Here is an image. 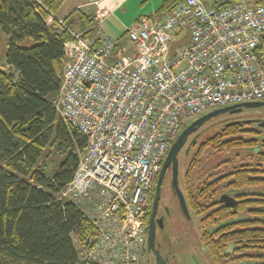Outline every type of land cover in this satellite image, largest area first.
Segmentation results:
<instances>
[{
    "label": "built area",
    "instance_id": "1",
    "mask_svg": "<svg viewBox=\"0 0 264 264\" xmlns=\"http://www.w3.org/2000/svg\"><path fill=\"white\" fill-rule=\"evenodd\" d=\"M182 0L128 29L129 45L94 26L67 30L53 105L88 146L60 201L93 233L73 236L78 264H149L154 181L184 125L220 108L264 102V5Z\"/></svg>",
    "mask_w": 264,
    "mask_h": 264
},
{
    "label": "trees",
    "instance_id": "2",
    "mask_svg": "<svg viewBox=\"0 0 264 264\" xmlns=\"http://www.w3.org/2000/svg\"><path fill=\"white\" fill-rule=\"evenodd\" d=\"M181 1L164 0L148 18L164 19ZM235 1L264 5V0H224L222 5ZM65 2L0 0V29L7 37L0 64L6 61L10 69L8 73L0 70V264H78L73 236L85 239L93 233L74 204L59 200L88 146L53 105L63 81L64 44L70 34L58 31L57 20L48 25V19ZM93 22L79 9L63 20L67 28L81 31ZM118 41L126 45L128 31ZM239 127L227 126L211 139L213 147L253 149L246 165L233 168V185L255 187L264 197V142L244 135L249 131ZM226 135L228 140L222 142ZM209 145L204 144L201 151ZM51 154L60 156L55 171ZM222 180L224 176L215 184ZM217 197L218 192L203 186L191 201L192 210L202 216L200 241L212 264H264V211H248L246 204L247 217L230 223L240 212L229 213L219 206ZM231 245L233 253L227 252Z\"/></svg>",
    "mask_w": 264,
    "mask_h": 264
},
{
    "label": "flooded vegetation",
    "instance_id": "3",
    "mask_svg": "<svg viewBox=\"0 0 264 264\" xmlns=\"http://www.w3.org/2000/svg\"><path fill=\"white\" fill-rule=\"evenodd\" d=\"M235 123L240 126L239 130L249 131V132L243 133L244 135L248 137H254V139H257L259 143L264 142V135H262L261 134L262 132L260 133L259 131V128H262V127L264 128V120L258 117H253L250 119H236L234 121H229V122L223 121L220 124V126L216 127L218 128V133H216L212 137H209V139L206 137L207 141L204 142V144L210 143V145L206 146L204 149L211 147L212 149H214V151L217 154H220L223 152L225 153L231 152L226 149L220 151L219 148H214L213 147L214 143L211 141V139L214 136L222 133L227 126L233 125ZM202 127L203 125L197 128L192 134H190L187 137L185 144L183 145V147L181 148L177 156L176 169H177L178 186L185 198V202H186L187 209L189 212L188 219H192L193 217H199L192 210L191 201H195L196 199L195 194H197L198 190L202 188L203 186H207V190H209L211 193L215 191L218 192L217 201L219 202L220 207H224L228 209L229 213H235L237 211L240 212L238 218H233L232 220H230V223H234L235 221H240V220L242 221L243 219L247 217V214L245 212L246 204H247L246 209L248 211H254L257 214L260 213L261 211H264L263 210L264 209L263 208L264 207V204H263L264 197H262L263 193L259 189L255 187L250 188V187L245 186L244 184L238 187L236 185H233L235 183V179L233 176H231V173L234 171V169L229 170V167L233 166V168H235V167L243 166V165H246V162L236 165L233 162L231 163L229 160H226L224 161V164H221V171L218 172V174L214 176V178H208L204 181H200L198 186L192 189V184L190 182L191 178H188V173L190 171L189 169L190 166L198 165L199 163L198 157L194 159L193 161H191L188 165V168L185 171H183L184 167L182 169L183 163L181 161V154H182V157H184L185 159L186 155H188L186 154V152L190 153L189 152L190 150L196 149L195 146L197 145V142L200 139V136H201L200 131ZM183 130L184 128L181 130V132ZM228 138L229 137L226 135L225 137L222 138V142L227 141ZM174 142L171 143V146L174 144ZM204 144H201L200 148H197V149L201 151V148H203ZM242 150L253 151V149L252 150L242 149ZM164 161L161 164V167H160V170L157 176H159V173L162 169ZM242 170H246V168H242ZM183 172L184 174L182 175ZM173 174H174V167L171 165L167 168L165 172V176H164V179L161 185L160 200H159V203L157 205L156 212L154 215L155 230H156L155 247L159 251L161 256L166 260L167 264H172V262L174 263L176 262V256L175 254H173L172 248L168 247V245H170V242H169L170 236L167 231V228L169 224L174 221L175 213L176 215L183 214V216H185V214L182 211L178 196L173 187ZM222 176H224V180H222L219 184H215L217 181L221 179ZM156 186H157V181L154 182L151 196H150L149 207H148V211L146 214V224L148 226V230L151 227L152 213H153V208H154V199H155V194H156ZM257 190H259L260 192H258ZM222 197H223V202L221 201ZM199 228H200V225H199ZM200 237H201V232H200ZM202 248L204 252L207 254L206 248L203 244H202ZM234 249H235L234 246L231 245L227 247V252L233 253ZM151 257L154 258L155 263H156V257L153 255V253H151ZM241 264H245V263L241 262Z\"/></svg>",
    "mask_w": 264,
    "mask_h": 264
},
{
    "label": "rangeland",
    "instance_id": "4",
    "mask_svg": "<svg viewBox=\"0 0 264 264\" xmlns=\"http://www.w3.org/2000/svg\"><path fill=\"white\" fill-rule=\"evenodd\" d=\"M7 51V37L3 34L0 29V58L5 55ZM0 70L8 73L10 71L9 66L6 61H3L0 64ZM211 112V111H210ZM202 117V116H200ZM253 117H258L264 120V106L259 108H242L238 113H222L208 121H206L200 131V139L195 146L196 149H192L186 152V158L182 157V169L184 167L185 171L188 168V165L191 161L198 157V165L190 166V171L188 173V178L192 184V189L198 186L200 181H204L208 178H214L221 171V164H224V161L229 160L234 164H242L250 160L252 157V152L247 150H234L231 152H223L217 154L214 149L211 147L203 149L201 155L199 156V150L201 144L206 142V137H212L218 133V126L225 121H234L236 119H250ZM199 118V117H198ZM193 120L188 121L184 127L189 126ZM185 129V128H184ZM259 131L264 135V128H259ZM205 148V147H204ZM183 158V159H182ZM50 160L55 163L54 171L57 169V166L60 162V156L58 154H51ZM222 162V163H221ZM181 169V171H182ZM233 166L229 167V170H232ZM192 172V173H191ZM184 172L182 173V175ZM193 193V191H192ZM174 221L171 222L167 228L169 233V248H172L173 254L176 256V262L172 264H212L210 257L204 252L202 244L200 241V218L202 217H193L188 219L182 215L174 214ZM74 241V238H73ZM168 243V242H167ZM149 264H155V260L150 256Z\"/></svg>",
    "mask_w": 264,
    "mask_h": 264
},
{
    "label": "crops",
    "instance_id": "5",
    "mask_svg": "<svg viewBox=\"0 0 264 264\" xmlns=\"http://www.w3.org/2000/svg\"><path fill=\"white\" fill-rule=\"evenodd\" d=\"M66 0L55 16L59 20L67 18L74 10L79 9L93 20L91 30L97 26L101 31L116 40L124 38L128 29L140 17L153 15L164 0ZM144 3V5H143ZM81 31V30H80ZM129 45V42L126 43Z\"/></svg>",
    "mask_w": 264,
    "mask_h": 264
},
{
    "label": "water",
    "instance_id": "6",
    "mask_svg": "<svg viewBox=\"0 0 264 264\" xmlns=\"http://www.w3.org/2000/svg\"><path fill=\"white\" fill-rule=\"evenodd\" d=\"M261 106H264V102H249V103H243L239 105H233L229 107H224L220 108L214 111H211L202 117H199L195 121H193L189 126L185 127V129L179 134V136L176 138L174 144L171 146L164 164L162 166V169L159 173L158 180H157V186H156V194H155V199H154V208H153V213H152V220H151V227L148 230V247L150 253H153V255L156 257V263L155 264H167L166 260L161 256L159 251L156 249V230H155V222H154V215L156 212L157 205L160 200L161 196V185L165 176V172L169 166L174 167V174H173V187L174 190L178 196L181 208L183 213L187 218H189V212L187 209V205L185 202V198L183 196V193L181 192L179 186H178V180H177V156L181 148L186 142L187 137L192 134L197 128L201 127L204 125V123L222 113H238L242 110V108H259ZM223 202V197L221 199Z\"/></svg>",
    "mask_w": 264,
    "mask_h": 264
},
{
    "label": "bare ground",
    "instance_id": "7",
    "mask_svg": "<svg viewBox=\"0 0 264 264\" xmlns=\"http://www.w3.org/2000/svg\"><path fill=\"white\" fill-rule=\"evenodd\" d=\"M63 191V190H62ZM62 191H61V193H62ZM60 193V195H59V200H61V198H62V194Z\"/></svg>",
    "mask_w": 264,
    "mask_h": 264
}]
</instances>
